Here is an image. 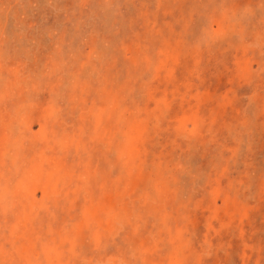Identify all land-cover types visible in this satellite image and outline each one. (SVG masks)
Listing matches in <instances>:
<instances>
[{
	"label": "rangeland",
	"instance_id": "obj_1",
	"mask_svg": "<svg viewBox=\"0 0 264 264\" xmlns=\"http://www.w3.org/2000/svg\"><path fill=\"white\" fill-rule=\"evenodd\" d=\"M0 264H264V0H0Z\"/></svg>",
	"mask_w": 264,
	"mask_h": 264
}]
</instances>
